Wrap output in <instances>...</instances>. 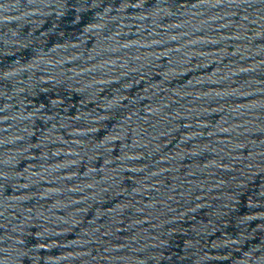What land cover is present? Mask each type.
<instances>
[{
    "label": "water",
    "instance_id": "95a60500",
    "mask_svg": "<svg viewBox=\"0 0 264 264\" xmlns=\"http://www.w3.org/2000/svg\"><path fill=\"white\" fill-rule=\"evenodd\" d=\"M0 264H264V0H0Z\"/></svg>",
    "mask_w": 264,
    "mask_h": 264
}]
</instances>
